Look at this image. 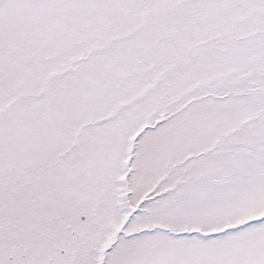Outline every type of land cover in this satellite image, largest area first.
<instances>
[{
  "label": "snow or ice",
  "instance_id": "snow-or-ice-1",
  "mask_svg": "<svg viewBox=\"0 0 264 264\" xmlns=\"http://www.w3.org/2000/svg\"><path fill=\"white\" fill-rule=\"evenodd\" d=\"M0 264H264V0H0Z\"/></svg>",
  "mask_w": 264,
  "mask_h": 264
}]
</instances>
